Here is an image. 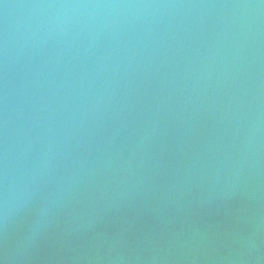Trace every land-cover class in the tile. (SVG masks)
I'll list each match as a JSON object with an SVG mask.
<instances>
[{"label": "water", "instance_id": "1", "mask_svg": "<svg viewBox=\"0 0 264 264\" xmlns=\"http://www.w3.org/2000/svg\"><path fill=\"white\" fill-rule=\"evenodd\" d=\"M0 264H264V0H0Z\"/></svg>", "mask_w": 264, "mask_h": 264}]
</instances>
